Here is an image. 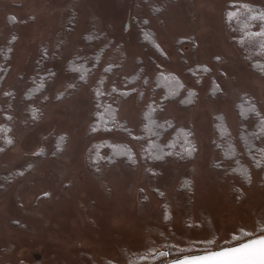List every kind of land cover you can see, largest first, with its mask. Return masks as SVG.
Wrapping results in <instances>:
<instances>
[{"label":"rangeland","instance_id":"1","mask_svg":"<svg viewBox=\"0 0 264 264\" xmlns=\"http://www.w3.org/2000/svg\"><path fill=\"white\" fill-rule=\"evenodd\" d=\"M238 4L264 9V0H0V129L13 141L0 146V264H159L175 247L264 234V168L245 181L215 146L219 115L245 153L243 97L264 119V73L229 33ZM160 73L194 91V105H163ZM102 80L124 133L90 131ZM158 106V121L192 131V162L142 161L143 115ZM119 144L136 164L109 163Z\"/></svg>","mask_w":264,"mask_h":264},{"label":"trees","instance_id":"2","mask_svg":"<svg viewBox=\"0 0 264 264\" xmlns=\"http://www.w3.org/2000/svg\"><path fill=\"white\" fill-rule=\"evenodd\" d=\"M235 7L232 12L236 13V16L231 20L229 17L227 19L231 38L238 44V48L248 66L255 71L264 73V36L255 35V33L264 32V20L252 19L253 16L264 13V9L249 4H238ZM98 60L99 58H97ZM5 63L4 60L0 63V77L3 76L1 72L4 71ZM71 70L78 71L83 77L88 76L89 73V69L78 68L73 64H71ZM136 77L134 76L129 81L134 83ZM103 82L102 80L95 87L96 112L90 131L91 133H108L112 131L124 133L125 128L117 122L118 108L110 100L104 101ZM155 87L163 92V105L170 102H179L182 106L188 107L194 105L196 101V93L192 90L184 91L183 83L174 75L160 73L155 80ZM252 107L256 109V112L250 111ZM158 109L159 106L148 109L143 115V125L139 138L144 143L142 161L147 163L174 161L177 164L192 162L197 155V145L192 131L178 128L173 122L158 121L156 117ZM236 111L240 119V140L245 153L239 152L224 118L219 115L215 117L217 136L215 146L220 151L223 159L232 164V172L241 176L245 181H249L251 169L264 168V149L261 148L259 143L261 135L264 134L260 131L261 122L264 119L261 117L258 105L251 98L243 97L238 102ZM256 113H259V116ZM249 122H255L256 124L249 126L247 125ZM3 129L5 128L0 129V146L7 147L4 140L7 132ZM101 147H92L90 150L88 165L91 169L96 163L102 161L100 158ZM110 149L111 156H114L115 159L112 162L110 159L109 163L112 164L124 159L131 164H136L135 154L125 145L110 146ZM245 158L249 161V164H246L248 162H245ZM150 264H156V262Z\"/></svg>","mask_w":264,"mask_h":264},{"label":"snow or ice","instance_id":"3","mask_svg":"<svg viewBox=\"0 0 264 264\" xmlns=\"http://www.w3.org/2000/svg\"><path fill=\"white\" fill-rule=\"evenodd\" d=\"M235 16L234 12L228 13L230 20ZM252 19L264 20V13L253 16ZM255 35L264 36V32L255 33ZM250 111L256 112V109L252 107ZM256 114L259 116V113ZM11 118V116L8 117L9 120ZM3 131L9 130L3 129ZM260 131L264 133V120L261 122ZM12 142L11 139L7 140L9 144ZM260 231L264 232V225L260 227ZM231 240L232 242L223 246H215L214 240H208L201 243L211 247H175L174 255L170 252H160L159 256L166 258L164 264H264V235H254L241 230V235H234Z\"/></svg>","mask_w":264,"mask_h":264},{"label":"water","instance_id":"4","mask_svg":"<svg viewBox=\"0 0 264 264\" xmlns=\"http://www.w3.org/2000/svg\"><path fill=\"white\" fill-rule=\"evenodd\" d=\"M261 235H264V234H261ZM159 264H164V261H163V262H161V263H159Z\"/></svg>","mask_w":264,"mask_h":264}]
</instances>
